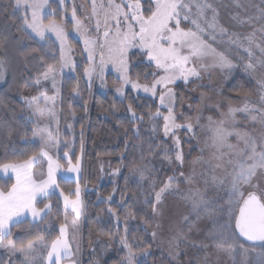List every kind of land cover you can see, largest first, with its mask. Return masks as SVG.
<instances>
[{"label":"snow or ice","instance_id":"1","mask_svg":"<svg viewBox=\"0 0 264 264\" xmlns=\"http://www.w3.org/2000/svg\"><path fill=\"white\" fill-rule=\"evenodd\" d=\"M53 0H15L13 13L21 12V21L18 30L26 34H34L40 42L47 43L50 39L58 44L60 53V68L69 67L73 64L68 55L73 51L69 44L71 32L79 35L83 42V51L87 53L89 66L84 69V74L89 79V86L94 75H98L103 81L105 68L111 64L118 74L120 84L115 92L125 97L126 86L132 91L150 94L156 97L159 89V106L155 112L149 111L148 117L153 121L152 131L162 132L163 137L170 140L171 146L157 144L162 155V163L175 165L173 174L166 177L162 185L156 190L157 179H152L149 185L144 204L149 205L153 216L160 214L161 205L165 197L170 194H178L181 189L178 181H183L190 187L183 199L191 204L192 213L196 220L200 216H214L213 201L204 198V190L191 187L197 179H202L207 187L229 185V219L226 224L214 227L207 235L212 245L218 252L232 255L238 248L244 254L241 264H248L247 256L253 252L255 260L253 264H264V106L256 107L249 102L247 96L240 97L242 104L234 106L230 101L227 111H220V119L212 116L203 117L202 110L195 117H187L183 112L177 113V93L174 86L178 81L185 85L193 79H202V73L220 71L232 73L237 64L234 58L242 62L243 71L256 80L259 91V101L264 105V25L252 32L242 34L230 31L220 23V12L212 0H91V11L84 18L77 15L75 0H54L57 8L52 7ZM264 3V0H261ZM71 3L70 19L72 22L71 32L65 22L68 14L67 4ZM236 8H243L240 0H233ZM61 11L60 19L56 16ZM145 11L149 14L145 15ZM258 15H244L240 12L230 13L229 20L236 26L253 25L257 20H264V8H257ZM210 14V15H209ZM46 21V22H45ZM186 25V26H182ZM94 32L95 35L91 33ZM257 32L261 34V42L257 43ZM8 38L0 41V50H5ZM223 48V50H221ZM259 50L260 56L255 55ZM133 50L138 54L140 63L154 64L156 71L151 75L154 79L151 84H141L130 76V54ZM235 50V51H234ZM32 51H37L32 49ZM243 53V55H241ZM99 55V63L96 56ZM245 55L247 60H245ZM44 59L43 56L40 57ZM157 72L162 73L157 75ZM5 73V59L0 57V79ZM57 68L48 64L42 73L43 81H51L52 87L57 94L60 89L56 81ZM41 79L38 77L34 86L39 87ZM72 93L78 94L76 87ZM27 102L28 109L39 119L34 122L31 141L23 139L24 143H38L39 151L29 156L22 162L0 163V175L9 179L13 176L15 182L7 191L0 190V249H4L9 257L5 262L0 259V264H79V244L73 246L69 240L68 224L61 223L59 235L54 239H46L45 232L50 234L51 226L39 231L36 235L26 240L21 239L18 244L12 239L13 229L28 221L32 225L40 224L44 217L52 213L51 202L44 204L42 208L37 203L57 194L63 200L65 221L67 213L74 214L72 222L73 238L79 232V218L84 214L85 205L81 197L80 184V157L76 158L75 164L68 151L63 156L67 158L68 167L65 173H74L75 177L66 176V181L74 179L75 188L65 193L57 183V173L62 166L52 155L50 148H58L60 141L59 121L56 114L49 107L55 102V97H49L44 92L38 95L23 97ZM135 99V97H133ZM205 99L201 94V100ZM182 100V98H181ZM43 101V103H41ZM222 102L210 107L219 110ZM191 105L189 108L191 109ZM164 108L165 111L160 109ZM131 119L143 122V116H137L132 104L128 105ZM245 114L248 119L258 122L261 131L258 134L241 130L236 127L237 114ZM253 113H259L255 115ZM183 117L184 122H178ZM31 120V117H29ZM53 120L56 128L52 127ZM162 120V126L157 121ZM204 120L206 122L202 123ZM71 128V125H69ZM181 133L183 135H181ZM139 135V130H135ZM203 135V147L200 148L202 155L191 160V171L188 174L178 172L176 168L185 165V152L182 141L196 140L201 143L199 137ZM11 133H9V138ZM235 138V143L230 141ZM65 145L68 142L65 141ZM149 151H153L149 145ZM189 150V154H190ZM207 151L208 157L203 153ZM47 158V172H41L39 176L33 171V165L38 158ZM141 161L144 157L141 156ZM200 166V171H197ZM138 173L140 181L147 179L146 173L154 171V166L145 164L140 166L132 164L130 169ZM119 168L114 170V174ZM255 181V183H254ZM250 189V190H249ZM100 202H111L112 197L99 198ZM123 206V205H121ZM110 217H116L117 232H119V217L110 206L107 208ZM134 219V213L129 210L124 221V234L119 236V244L125 251L120 264H140L138 257L147 256L148 250L138 253L133 244L129 242L128 233L129 219ZM184 222L189 228L195 226V221L190 216H185ZM234 221V223H233ZM147 225L148 220H143ZM161 227V225H157ZM237 233L245 241L259 247L246 248L237 245ZM117 233L109 232L110 238ZM157 233L152 232L155 239ZM184 234L179 233L173 238V246L176 240ZM133 237V241H135ZM208 247L207 244L202 245ZM17 257L19 259L17 260ZM96 264H99L97 261Z\"/></svg>","mask_w":264,"mask_h":264},{"label":"trees","instance_id":"2","mask_svg":"<svg viewBox=\"0 0 264 264\" xmlns=\"http://www.w3.org/2000/svg\"><path fill=\"white\" fill-rule=\"evenodd\" d=\"M144 3L145 1L142 4ZM12 6L13 0H0V41L4 37L8 38L5 50H0V57L5 58L6 64L8 58L5 57V53L11 52L6 79L0 85V163L22 162L39 151L37 143L23 142V139L31 141L33 123L25 118L20 97L38 92L41 84L39 87L34 86L35 80L39 77L42 83L44 67L56 64L45 52L46 47L55 50L54 44L41 46L34 41L30 33L18 30L21 22L12 12ZM52 7L57 8L54 0ZM144 14L149 13L145 11ZM59 17L58 11L56 18ZM32 49L37 51L33 52ZM41 56L44 57L43 60L40 59ZM134 57L130 68L131 78L140 83L150 82L154 77L151 75L154 71L153 64L140 63V59L133 55L132 58ZM78 61L80 63L75 65L73 72L62 77L58 115L62 127L61 150L68 151L72 163L76 162L77 157L82 156L80 184L83 186L82 200L85 210L79 233L80 264H93L94 258L98 260L95 251L103 242L111 244L113 252L105 253L99 264H120L125 251L119 244V236L124 234V221L129 210L135 216L128 221L129 242L138 253L144 249L149 251L144 259L139 260L140 264H154L157 254L153 251L148 224L143 223V220L150 221L151 210L143 201L150 190L152 179L158 180L156 189L162 183L163 173L156 169L159 148L155 146L157 144L163 146L165 140L161 137L162 132L152 131L154 122L148 117L149 111L155 112L157 108L156 97L133 96L126 93V98H118L115 95V88L119 82L112 73L105 76V89H98L95 82H91L89 86V81L84 78V62L80 57ZM73 87L77 88L78 94L72 93ZM245 87L238 77H234L227 91L231 95H238ZM129 104H132L137 116H143V122L131 119V113L128 112ZM155 123L162 126L161 120ZM136 129L139 130V135L135 134ZM65 141L68 142L67 146ZM150 144L153 149L151 152ZM141 156L144 157L143 161L140 159ZM56 159L59 163L63 162L61 153ZM132 164L140 166L147 164L150 168L154 166L155 170L146 173L147 179L140 181L139 174L129 170ZM117 168L119 172L109 177L110 170ZM103 174L108 176L105 177ZM12 183V178L0 176V190L7 191ZM57 183L65 193L75 187L74 181H66L64 178H57ZM109 196L112 197L111 202L104 203L98 199ZM49 202L53 206L52 213L44 217L40 224L32 225L25 221L14 228L13 240L19 244L21 239L31 238L48 226H51V231L50 234L45 232L46 239L51 240L59 235V226L65 220L63 203L56 194L37 203V207L42 208ZM109 204L119 217V232L116 217H110L107 212ZM109 232L117 234L110 238ZM133 237L136 238L135 241ZM0 259L9 261L4 249H0Z\"/></svg>","mask_w":264,"mask_h":264},{"label":"rangeland","instance_id":"3","mask_svg":"<svg viewBox=\"0 0 264 264\" xmlns=\"http://www.w3.org/2000/svg\"><path fill=\"white\" fill-rule=\"evenodd\" d=\"M144 1L145 0H141V3H143ZM212 2L218 8L220 12V23L223 24L225 27H228L230 31H237L242 34H246L248 32L254 31L255 29H258L259 27H261V25H264V20H257L254 22L253 25H245L243 27H238L235 25L234 22L230 21L228 18L230 13H235V12H240L242 16L258 15L257 8H264V3H262L261 0H240L241 4L243 5V8H236L235 5L233 4V0H212ZM14 3H15V0H13V5ZM75 4L77 6V15L80 16L81 18H84L88 13H90L91 0H75ZM71 6H72L71 3L67 4L68 14L65 17V22L70 32L72 29V22L70 19ZM56 7H57V4H56ZM22 11L23 9H21V12ZM12 12H13V8H12ZM21 12H15V15L17 18H19V16L21 15ZM61 14L62 12L59 11V16ZM19 22H21L20 19H19ZM182 26H186V25H182ZM91 34L95 35L94 32H92ZM31 35L34 41L41 46L42 45L47 46L49 43L54 44L55 50H52L46 47L45 52L47 55H49L48 58L52 62L56 63L54 64V66L57 68L56 81H57V87L59 89L61 87L62 77L64 75H68L69 73H72L75 65L77 63H80V61H78V57L82 58L84 62V65H83L84 69L89 66V62L87 60V53L83 51V42L77 33L71 32V35L69 36V44H70V47L73 49V51L69 53L68 55L70 56L73 64L63 69L60 68L59 47H58V44L54 42V39H50L49 42L43 43V42H40L39 39L34 36V34H31ZM256 42L257 43L261 42V34L259 32H257ZM221 50H223V48ZM16 52L17 51L15 50V53ZM133 55L137 57L136 59H140L138 54L135 52V50H133L132 54H130V64L134 62L135 57L132 58ZM241 55H243V53H241ZM255 55L256 56L261 55L258 49L255 50ZM5 57L8 58V61L6 59L7 64L5 62V73H4L3 79H0V85L6 79L7 70L9 67V58L11 57V52L5 53ZM245 60H247L246 55H245ZM96 62L97 64L99 63L98 54L96 56ZM234 62L237 64V68L232 73H227V72L222 73L218 70L213 71L210 74L202 73V79H199V80L193 79L187 85H185L182 81H178L177 84L174 86V91L177 93V103L175 106L176 112L177 113L183 112L184 115L187 117H195L198 114V112L202 110L203 117L212 116L214 119H220L219 112L227 111V105L229 101L234 106H240L242 104V100L240 99V97H245V96H247L249 98V102L251 104H254L256 107L264 106V105H261L259 101V91H258V86L256 84V80L250 77L248 74H246L243 71L242 62L240 60L234 58ZM46 67L47 65L44 67V71L46 70ZM153 67H154V71H156L154 64H153ZM107 73H112L118 79V74L116 73L112 65L109 64L105 68V71L103 74V81H101L98 75H94L92 77L91 82L92 83L95 82V85L97 86L98 89H105V85H106L105 76ZM161 74L162 73L157 72V75H161ZM234 77H238L239 81L242 82V84L246 86L245 87L246 89L244 88L242 93H239L238 95H231L227 91ZM84 78L87 81H89L88 77L85 74H84ZM153 79L150 82L141 83V84H151ZM118 82L120 84L119 79H118ZM39 92H44L49 97H55L54 104L50 103L49 107L52 108V110L55 112L56 119H58L59 121V115H58L59 93L57 94L56 89L52 87L51 81H43L42 79L40 90L38 92L33 93V94H25L20 97L23 103V106H24L23 110H24L25 118L28 121L33 123V127H34V122L39 119V116L33 115L29 111L27 102L23 99V97H30V96L38 95ZM126 93H130L133 96L140 95V96L152 97L150 94L143 93L142 91H140L139 93L132 91L130 89V86H126L125 94ZM201 94H204L205 96V99L203 101L201 100ZM115 95L118 98H121L116 92H115ZM156 101H157V107H158L159 106V89H158V94L156 96ZM219 102H222L219 110H217L214 107H210L211 105H215ZM41 103H43V101H41ZM189 105L192 106L191 109L189 108ZM160 110L162 112L165 111L164 108H161ZM253 114L259 115V113H253ZM29 117H31V120L29 119ZM236 119L238 121L236 127L240 128L241 130L253 132L254 134H258L261 131L260 124L258 122H253L249 120L247 115L245 114L238 113ZM178 122L183 123L184 118L180 117ZM201 122L204 123L206 121L202 120ZM161 123H163L162 120H161ZM52 127L53 128L57 127L55 120H53L52 122ZM58 127H59V134H61L62 127L60 126V123L58 124ZM181 135L183 134L181 133ZM161 137L163 140H165L164 145H168L170 147L171 146L170 140L165 139L162 133H161ZM59 138L61 141V137ZM204 139L205 137L201 135L199 137V140L201 141V143L199 144L197 143L196 140L182 141V148L185 152V165L182 168H176L177 173L185 172V174H188L191 171L192 165L190 162L194 157L202 155L200 148L203 147L202 142ZM230 141L235 143V138H230ZM61 145L63 146L62 141L58 148H55V147L50 148V151L55 159L57 158V155L61 153V158L63 160V162L60 163V165L62 166V170L57 173L56 179L65 178L66 176L75 177L74 173H65L63 171L64 168L68 167V161H67V158L63 156L64 152L61 150ZM189 150H191L190 154H189ZM157 154L159 155V160L156 161V169H158L161 173H163L162 181H161L163 182L167 176L173 174L172 169L176 166L169 165L167 162H163V163L161 162L163 153L161 152L160 149L157 151ZM208 155L209 153L207 151L203 153V156L205 158H207ZM79 157H80V166H81V173H80V178H81L82 177V156H79ZM73 164H75V162ZM33 171L37 174V176H39L41 172L46 173L47 172V158H44V157L38 158L33 165ZM197 171H200V166H197ZM115 174H114V170H110L109 177H113ZM103 176L107 177L108 175L103 174ZM72 181H74V179ZM101 181H102V178H101ZM14 182L15 180L13 179V183ZM177 183H178V187L181 189V192L178 194L167 195L165 197L164 203L161 205L160 214L156 216H153L151 214V219L148 223L150 239L153 244V251L155 254H157L156 262L154 264H241V262L244 260V254L242 250L238 248L232 255H229L224 252H218L215 249V247L212 245V241L210 238H208V235H207L211 230H213L214 227H218L228 222V219H229V206H228L229 185L227 184V182L223 186L209 185L206 187L203 184V180L198 178L197 181L191 186L193 188H200L201 190H204V193H205L204 198L207 200L213 201L212 207L215 209L214 216H206L202 214L199 220H196L195 214L192 213L191 204L182 198L183 195L187 193V190L189 189L190 186L183 181H178ZM159 187L156 190H158ZM81 188H82V192H81V197H82L83 186H81ZM57 195L63 203L62 198L59 196V189L57 190ZM185 216H190V220L195 221V226L192 227L191 229L189 228V225L184 222L183 218ZM81 218L82 216L79 218V221H78L79 232L75 236V238H73L72 227H71L73 219H74V214L71 211H68L67 221L64 220V223L68 224L70 242L73 243L74 248L77 243L79 244V254H78L79 264H80L79 233H80V227H81L80 226ZM158 224L161 225V227H157ZM152 232L157 233L155 239H153L152 237ZM179 233H183L184 235L180 239L176 240L175 245L173 246V243H172L173 238L177 237ZM204 244H207L208 247H203L202 245ZM237 245H243L244 247L250 248V249L253 247H256L257 251L260 250L259 247L257 246L244 244L238 238H237ZM4 252L6 251L4 250ZM110 252H113L111 244H108L105 242L101 243L97 247V251H95V253L97 254L95 257L98 256V260L94 258L93 264H96L97 261L100 263L101 262L100 258L103 257L105 253L110 254ZM145 257L146 256H143V255L139 256L138 261L140 259H144ZM18 259L19 257H17V260ZM254 260H255L254 253L250 251L247 256L248 264H253ZM38 264H42V262H38ZM64 264H70V262L66 260L64 261Z\"/></svg>","mask_w":264,"mask_h":264},{"label":"water","instance_id":"4","mask_svg":"<svg viewBox=\"0 0 264 264\" xmlns=\"http://www.w3.org/2000/svg\"><path fill=\"white\" fill-rule=\"evenodd\" d=\"M233 223H234V221H233ZM237 238H238L241 242H243V243H245V244H247V245H252V244H250L249 242L245 241V239H244L243 237H239L238 233H237Z\"/></svg>","mask_w":264,"mask_h":264},{"label":"crops","instance_id":"5","mask_svg":"<svg viewBox=\"0 0 264 264\" xmlns=\"http://www.w3.org/2000/svg\"><path fill=\"white\" fill-rule=\"evenodd\" d=\"M2 177H5V176H3V175H1ZM14 180H15V178H14V176L12 177ZM65 179V178H64Z\"/></svg>","mask_w":264,"mask_h":264}]
</instances>
